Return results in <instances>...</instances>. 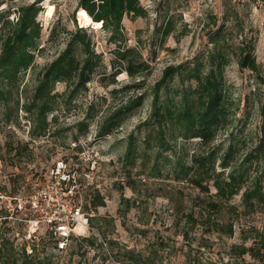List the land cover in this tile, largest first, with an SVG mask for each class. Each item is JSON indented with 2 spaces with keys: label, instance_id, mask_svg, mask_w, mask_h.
<instances>
[{
  "label": "rangeland",
  "instance_id": "rangeland-1",
  "mask_svg": "<svg viewBox=\"0 0 264 264\" xmlns=\"http://www.w3.org/2000/svg\"><path fill=\"white\" fill-rule=\"evenodd\" d=\"M33 1L0 0V13L16 19L17 7ZM78 1L40 0L44 47L18 81L0 85L2 257L19 256L25 249L52 264H264L241 252L245 244L264 253V205L252 209L242 196L246 187L264 181L258 148L264 140V0H141L146 13L125 15L115 38L103 26L81 23ZM169 17L171 29L165 34ZM78 25L86 26L98 63L85 84L56 83L57 109L48 115L45 132L33 130L21 106L38 73L72 40ZM220 25L226 49L233 51L247 37L259 63L258 71L241 68L232 52L225 70L228 119L208 146L227 155L226 173H243L242 189L224 207L226 219L234 223L232 235L209 231L205 223L188 218L190 212L197 214L196 201L203 193L178 178L183 173L178 163L189 165L200 137L169 134L164 146L157 139L147 146L143 126L165 67L192 62ZM53 27L57 34L52 39ZM1 46L0 38V52ZM128 47L134 50L120 57V49ZM182 84L177 74L164 91L179 100ZM140 95V104L115 116ZM113 121L110 132L98 134L102 124ZM131 140L134 149L128 157ZM93 197L103 203L94 206Z\"/></svg>",
  "mask_w": 264,
  "mask_h": 264
},
{
  "label": "trees",
  "instance_id": "trees-1",
  "mask_svg": "<svg viewBox=\"0 0 264 264\" xmlns=\"http://www.w3.org/2000/svg\"><path fill=\"white\" fill-rule=\"evenodd\" d=\"M39 2L40 0H35L17 7L16 19H11L4 12L0 13L2 45L0 85L18 81L21 71L33 64L37 52L44 47L41 42L43 24L38 18L43 6ZM80 7L86 8L94 20L102 21V26L114 38L121 33L125 15L136 16L146 13L141 0H79L77 10ZM75 19L77 21L76 15ZM171 24L172 17H169L163 25L165 34L170 31ZM223 28L224 26L220 25L211 34V44H208L192 62L172 63L165 67L163 75L155 84L151 113L143 121V126L148 129L145 136L147 146H152L153 139H157L156 144L164 146L169 134L180 136L185 140L200 137L199 150L193 151L189 165L184 167L181 161L178 163L182 165L181 172H183L178 173V178H186L199 188L200 193H203L198 195L196 201L197 214L195 211L190 212L188 218L193 223H205L209 231L216 230L232 235L234 223L226 219L224 207L242 189L243 173L235 171L226 173L225 170L229 166L227 155L225 153L218 155L208 146L228 119L225 70L231 60L232 52L237 56L241 68L258 71L259 63L254 52V44L247 37H243L233 51L226 49L224 45L228 46V42L225 40ZM56 34L53 27L50 30V38H55ZM133 50L130 47L120 49L119 56L127 58ZM98 58L99 54L91 46L86 26L78 25L72 40L38 73L31 96L21 106L28 112L27 116L33 130L45 132L48 115L57 109L59 92L55 91L56 83L64 81L68 86L73 87L85 84L91 79ZM133 64L134 62L131 61L128 67L131 73H133L131 69ZM177 74L183 82L182 90L178 93L179 100H176V94L170 95L164 91ZM141 98L140 95L137 99H130L123 105L124 107L116 110L115 116L119 117L124 108L128 109L140 104ZM116 122L102 124L98 134L110 132ZM258 148L264 157V140L259 142ZM133 149V140H131L128 157L132 156ZM218 158L221 159L220 170H217L216 166ZM210 183L215 187V191H212ZM263 184L262 180L256 181L252 186L246 187L242 193L244 202L252 209L258 204L264 205ZM91 203L96 206L102 204L103 199L93 197ZM86 239L94 242L93 237ZM241 252H248L255 258L264 259V253L259 246L244 244ZM2 254L0 248V264H52L46 257L32 256L31 253H26L25 249L23 254L13 258L9 256L3 258Z\"/></svg>",
  "mask_w": 264,
  "mask_h": 264
},
{
  "label": "bare ground",
  "instance_id": "bare-ground-1",
  "mask_svg": "<svg viewBox=\"0 0 264 264\" xmlns=\"http://www.w3.org/2000/svg\"><path fill=\"white\" fill-rule=\"evenodd\" d=\"M49 12L52 11L54 5L53 4H50L49 5ZM78 15H79V18H80V21L81 23L83 24H92L94 27H101L102 26V21H96L92 18V16L88 13V11L86 10V8L84 7H80L78 9ZM83 226L82 223H79L78 227L81 228Z\"/></svg>",
  "mask_w": 264,
  "mask_h": 264
},
{
  "label": "built area",
  "instance_id": "built-area-1",
  "mask_svg": "<svg viewBox=\"0 0 264 264\" xmlns=\"http://www.w3.org/2000/svg\"><path fill=\"white\" fill-rule=\"evenodd\" d=\"M33 203L36 204L37 201L34 199V200H33ZM53 220H54V219H51L50 221L53 222Z\"/></svg>",
  "mask_w": 264,
  "mask_h": 264
}]
</instances>
